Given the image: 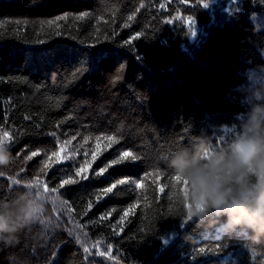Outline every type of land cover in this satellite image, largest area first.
<instances>
[{
	"label": "trees",
	"instance_id": "16d2710c",
	"mask_svg": "<svg viewBox=\"0 0 264 264\" xmlns=\"http://www.w3.org/2000/svg\"><path fill=\"white\" fill-rule=\"evenodd\" d=\"M0 264H264V0H0Z\"/></svg>",
	"mask_w": 264,
	"mask_h": 264
}]
</instances>
